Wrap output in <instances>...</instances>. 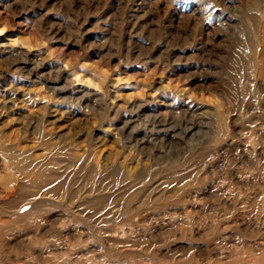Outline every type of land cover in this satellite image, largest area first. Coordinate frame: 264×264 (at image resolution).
Returning <instances> with one entry per match:
<instances>
[{"label":"rangeland","instance_id":"1","mask_svg":"<svg viewBox=\"0 0 264 264\" xmlns=\"http://www.w3.org/2000/svg\"><path fill=\"white\" fill-rule=\"evenodd\" d=\"M0 264H264V0H0Z\"/></svg>","mask_w":264,"mask_h":264},{"label":"bare ground","instance_id":"2","mask_svg":"<svg viewBox=\"0 0 264 264\" xmlns=\"http://www.w3.org/2000/svg\"><path fill=\"white\" fill-rule=\"evenodd\" d=\"M6 155V154H5Z\"/></svg>","mask_w":264,"mask_h":264}]
</instances>
